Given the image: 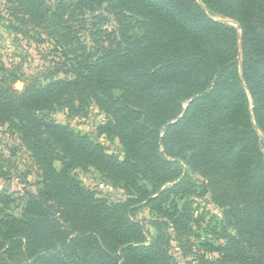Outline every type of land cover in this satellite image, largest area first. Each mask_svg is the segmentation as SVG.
Segmentation results:
<instances>
[{
	"label": "rangeland",
	"instance_id": "obj_1",
	"mask_svg": "<svg viewBox=\"0 0 264 264\" xmlns=\"http://www.w3.org/2000/svg\"><path fill=\"white\" fill-rule=\"evenodd\" d=\"M47 1L53 9L60 2ZM242 1L250 5L244 14V26L217 6L204 4L202 0L198 3L210 19L233 28L236 33L239 56L231 69L247 94L248 112L245 113V106L239 107L229 119L227 115L233 112V107L225 110L226 100L222 97L203 100L206 93L187 99L191 84L195 85L192 91L197 94L210 83L208 73L212 69L194 65L190 84L181 90L183 109L178 118L186 114L190 104L195 103V106L190 116H183L182 125L167 129L160 115L131 117L133 123L147 119L146 125L150 123L156 132L145 131L154 147L146 146L144 151L138 152L130 139H127L129 147H125L118 138L117 126L123 118L119 116L116 120L101 110L93 92L99 79H113L111 82L119 88L112 93L125 104L126 110H145V113L151 110L150 94L143 80L135 84L128 80L134 70H154L156 75H166L168 69L160 66L165 62L171 63L173 73L182 71L175 53L171 58L160 60L158 48L170 46L161 32L162 27L148 17L125 11L116 13L104 7L102 12L108 16V23L92 29L91 4L84 0L83 8L73 11L76 0H64L62 5H72L69 23L74 31L63 40L71 45L68 60L62 57L63 52L55 49V40L40 30L28 28L21 34L10 31L8 6L5 0H0V59L18 75L20 82L16 87L19 90L28 83L74 81V69L90 68L85 72L89 74L80 84L79 94L74 93L67 101L57 104L50 119L72 131L75 137L98 145L92 149L94 152H104L110 157L98 167L74 166L68 176L77 189L84 190L90 197L88 206L100 210L101 215L110 216L113 228L121 232L125 240H141L151 249L141 255L122 251L121 255L129 264L216 262L227 238L237 235L236 223L246 225L247 207L264 201V102L258 89L249 86L244 72V63L250 60L247 56L264 61V0H233L234 3ZM244 27L255 42L247 51L243 48ZM106 31L111 34L107 36ZM108 47H114L115 53L106 57L102 49ZM75 49L77 55L73 54ZM95 63V66L100 65L94 67ZM179 82L169 81L168 84L177 88ZM171 123L177 122L172 119ZM236 130L240 132L233 138ZM148 153L159 155L169 163L161 168H150ZM216 153L218 158L214 160ZM60 159L59 155L53 156L57 173L62 171ZM46 185L50 186L48 177L22 134L0 118V201H4L0 203V213L19 219L28 213L34 214L40 207L33 196L46 192ZM159 187L164 194H160ZM74 201L82 204L84 200L76 198ZM60 203L56 198L45 205L61 212L63 209L57 205ZM74 225L70 224L69 229L73 230ZM253 238L256 247L249 257L256 259L253 258L251 264H264V228L258 229ZM83 248L97 249L98 243L94 239ZM80 256L79 264H88L87 255ZM243 257L229 253L228 261L241 264Z\"/></svg>",
	"mask_w": 264,
	"mask_h": 264
},
{
	"label": "trees",
	"instance_id": "obj_2",
	"mask_svg": "<svg viewBox=\"0 0 264 264\" xmlns=\"http://www.w3.org/2000/svg\"><path fill=\"white\" fill-rule=\"evenodd\" d=\"M5 1L11 18L7 26L10 31L21 34L28 28L40 30L55 40V49L63 52L62 57L69 60L68 52L71 45L63 40L72 36L70 32H74L72 24L69 23L72 5L64 6L61 4L64 0H59L56 9H53L47 0ZM202 1L204 4L217 6L232 19L245 25L244 14L250 5L244 1L241 3H234L233 0ZM76 2L73 11L83 8L84 0ZM85 2L91 4L89 23L92 29L104 27L108 23V16L102 12L104 7L112 12L125 11L154 20L162 27L161 32L170 44L162 48L156 46L160 60L171 58L175 53L178 56L176 62L183 66L182 71L173 73L169 67L171 63H162L160 66L168 69L166 75H156L154 70L131 71L129 83L135 84L137 80H143L148 87L151 110H147L146 113L145 110L142 112L126 110L125 104L118 101L112 93L113 89L119 88L111 82L113 79H99L96 82L93 95L99 108L116 120H119V116L123 118L117 130L120 132L118 138L125 147H129L127 139L132 141L138 152L144 151L146 146L150 149L154 147L151 139L149 137L147 139L145 131H150L151 134L156 132L150 127V123L146 125L147 119L133 123L131 117L141 118L142 115L148 118L151 115H160L163 116L164 126L173 129L175 125L178 127L182 125L185 121L182 120L183 116L191 115L195 103L188 106L182 118H178L180 110L183 109L181 90L183 86L190 84L194 65L201 69H212L208 73L210 83L197 94L196 91H192L196 88L195 85L191 84L192 89L186 95L187 99L199 98V95L206 93L208 95L204 96L203 100L212 96L222 97L226 100L225 110L229 106L233 107V112L227 115L229 119L237 113L239 107L245 106V113L248 112L247 94L231 69L239 56L236 33L233 28L210 19L198 0H85ZM85 7L88 8V5ZM247 30L244 27L245 51L255 45L254 36ZM105 34L108 36L111 32L106 31ZM102 52L108 57L113 55L115 50L114 47H108L102 49ZM75 53L76 49L73 54ZM252 57L247 56L250 60L244 63V72L249 86L258 89L259 96L264 102V61ZM95 65L97 63L93 66L98 67L100 64ZM89 70L88 67L84 71L74 69L73 73L76 76L74 81L28 83L19 90L16 87L20 82L18 75H14L13 70L0 59V118L9 122L22 134L28 149L38 158L50 182V186L46 185V192L33 196L40 207L34 214L28 213L19 219L0 213V264H79L80 255H87L88 264H121L120 261L129 264L127 258L121 255L122 251L131 255L151 252L141 240L137 241L134 238L125 240L124 235L113 228L114 225L109 221L110 216L101 215L100 210L88 206L90 197L84 190L77 189L68 176L69 170L74 166L98 167L110 159L104 152L93 151L98 145L84 138L75 137L72 131L50 119V113L55 110L57 104L67 101L74 93L79 94L80 84L89 74L85 72ZM175 80L180 81L177 88L168 84L169 81ZM145 94L146 92L143 95ZM172 119L177 123L172 124ZM238 132L240 131L236 130L233 133V138H236ZM54 155L61 158L59 160L62 164L61 173H57L53 167ZM161 158L159 155L148 153V166L161 168L169 163ZM217 158L216 153L214 160ZM160 188V194H164ZM56 198L62 202L60 205L57 204L63 209L61 212H55L45 205L49 200L53 201ZM76 198L84 200L83 203H76L74 201ZM245 217L246 225L236 223L237 235L227 238L226 246L218 252L219 260L205 261L206 264H231L228 261L229 253H238L239 258L244 256V262L241 264H251V260L256 259L250 258L249 255L256 247V239L253 236L258 229L264 228V201L255 202L247 207ZM61 221L63 223H60ZM73 223L74 229L71 230L69 226ZM94 239L98 243L97 249L83 248Z\"/></svg>",
	"mask_w": 264,
	"mask_h": 264
}]
</instances>
